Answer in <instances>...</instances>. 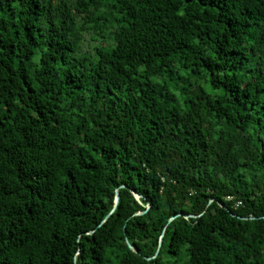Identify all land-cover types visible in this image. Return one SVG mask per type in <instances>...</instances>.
<instances>
[{
  "label": "trees",
  "instance_id": "obj_1",
  "mask_svg": "<svg viewBox=\"0 0 264 264\" xmlns=\"http://www.w3.org/2000/svg\"><path fill=\"white\" fill-rule=\"evenodd\" d=\"M0 264H264V0H0Z\"/></svg>",
  "mask_w": 264,
  "mask_h": 264
},
{
  "label": "built area",
  "instance_id": "obj_2",
  "mask_svg": "<svg viewBox=\"0 0 264 264\" xmlns=\"http://www.w3.org/2000/svg\"><path fill=\"white\" fill-rule=\"evenodd\" d=\"M226 199H228V200H231V199H232V197H231V196H227V197H226Z\"/></svg>",
  "mask_w": 264,
  "mask_h": 264
},
{
  "label": "water",
  "instance_id": "obj_3",
  "mask_svg": "<svg viewBox=\"0 0 264 264\" xmlns=\"http://www.w3.org/2000/svg\"><path fill=\"white\" fill-rule=\"evenodd\" d=\"M117 199H118V194H116V201H117Z\"/></svg>",
  "mask_w": 264,
  "mask_h": 264
},
{
  "label": "bare ground",
  "instance_id": "obj_4",
  "mask_svg": "<svg viewBox=\"0 0 264 264\" xmlns=\"http://www.w3.org/2000/svg\"><path fill=\"white\" fill-rule=\"evenodd\" d=\"M227 197V196H226Z\"/></svg>",
  "mask_w": 264,
  "mask_h": 264
}]
</instances>
